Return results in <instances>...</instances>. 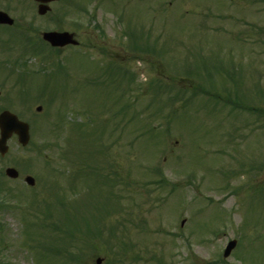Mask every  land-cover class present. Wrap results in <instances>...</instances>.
<instances>
[{
    "label": "rangeland",
    "instance_id": "rangeland-1",
    "mask_svg": "<svg viewBox=\"0 0 264 264\" xmlns=\"http://www.w3.org/2000/svg\"><path fill=\"white\" fill-rule=\"evenodd\" d=\"M82 4L96 22L86 21ZM6 5L19 8L11 13L16 30H30L34 39L38 29L73 32L79 45L42 53L65 71L47 79L20 72L17 78L19 71L10 73L9 60L21 53V45L11 42L17 37L12 29L0 26L5 43L4 48L0 43V110L22 119L26 113L33 128L30 147L17 149L13 138L0 158L2 172L7 167L19 172L16 180L0 179V205L10 189L8 202L18 206L0 211V264H67L30 251L33 241L49 247L56 237L33 225L44 208L31 200L43 199L47 206L55 196L68 200L71 195L72 236H58L65 243L58 245L79 264H95L96 258L101 264H264L259 189L264 188V0H60L43 17H37L31 2ZM105 8L125 22H114ZM20 14L25 19L18 20ZM140 26L150 33L146 48L156 42L155 52H146L138 40L142 50L136 45L140 51L125 58L130 40L123 34L138 33ZM102 51L108 54L101 56ZM23 56L27 69L39 66V57ZM217 61L225 70H233L230 64L237 68L240 105L225 106L226 92L233 98L231 82L216 83L211 98L205 94L210 89L197 71H209L216 80L223 69ZM109 62L130 69L129 85L113 70L100 67L103 74H98L96 64ZM185 70L192 75H182ZM16 78L22 93L20 85L14 87ZM178 87L187 91L180 96ZM57 111L62 119L55 128ZM78 124L86 127L71 129ZM153 125L163 131L162 138L158 131L143 134ZM251 163L263 164L262 169L253 170ZM25 172L33 173L34 187L23 182ZM160 178L165 181L157 185ZM82 227L99 236L89 237ZM232 239L236 247L223 259ZM125 242L133 247L120 252Z\"/></svg>",
    "mask_w": 264,
    "mask_h": 264
},
{
    "label": "water",
    "instance_id": "water-1",
    "mask_svg": "<svg viewBox=\"0 0 264 264\" xmlns=\"http://www.w3.org/2000/svg\"><path fill=\"white\" fill-rule=\"evenodd\" d=\"M43 2L50 1V0H40ZM46 11V8H42L39 10L40 14H43ZM0 23L4 24H12V21L4 14L0 13ZM43 38L47 40L52 46H64L67 44L76 45L77 42L72 39V35L68 33H45ZM39 109V108H38ZM24 128V129H23ZM15 131L19 135V140L22 144L27 142V134L25 132V125L18 123L15 117L7 112H4L0 115V153L3 155L7 147L5 145L6 139L9 135ZM6 174L11 177L15 178L17 173L13 169H7ZM29 185L33 184V180L31 178L26 179ZM234 242L230 243L225 252L224 256H227L233 247ZM101 260L97 259L96 264H100Z\"/></svg>",
    "mask_w": 264,
    "mask_h": 264
},
{
    "label": "trees",
    "instance_id": "trees-1",
    "mask_svg": "<svg viewBox=\"0 0 264 264\" xmlns=\"http://www.w3.org/2000/svg\"><path fill=\"white\" fill-rule=\"evenodd\" d=\"M182 89H183V88H182ZM183 90H185V89H183ZM179 91H182V90L179 89ZM169 101H170V100H169ZM121 111H122V109H121ZM152 135H153V134H152ZM7 195H8V194H7ZM112 229H113V228H112ZM96 236H99V233H97ZM111 247H112V246H111ZM115 247H116V249H117V245H116ZM128 247H129V243H127V242L123 243L122 246H121L120 252H124L125 250L128 249ZM117 252H119V251H117ZM71 260H72V263H74V264H79V263H80V259H79V258L73 257Z\"/></svg>",
    "mask_w": 264,
    "mask_h": 264
},
{
    "label": "flooded vegetation",
    "instance_id": "flooded-vegetation-1",
    "mask_svg": "<svg viewBox=\"0 0 264 264\" xmlns=\"http://www.w3.org/2000/svg\"><path fill=\"white\" fill-rule=\"evenodd\" d=\"M8 2H10V4H14V2H15V0H8ZM35 5V7H37L38 6V4H34ZM12 6V5H11ZM11 8V7H10ZM12 9H13V11H19V8L17 7V5L14 7V6H12ZM100 22H103V20H100ZM109 22H112V21H109ZM114 22H123V21H121V20H119V19H117V18H115L114 19ZM105 54H108V51H104L102 54H101V56H104Z\"/></svg>",
    "mask_w": 264,
    "mask_h": 264
}]
</instances>
